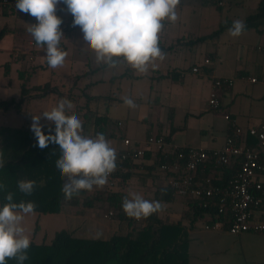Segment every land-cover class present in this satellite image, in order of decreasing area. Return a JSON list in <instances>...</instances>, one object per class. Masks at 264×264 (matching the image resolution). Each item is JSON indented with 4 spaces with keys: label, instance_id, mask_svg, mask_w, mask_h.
Returning a JSON list of instances; mask_svg holds the SVG:
<instances>
[{
    "label": "crops",
    "instance_id": "0c3cea01",
    "mask_svg": "<svg viewBox=\"0 0 264 264\" xmlns=\"http://www.w3.org/2000/svg\"><path fill=\"white\" fill-rule=\"evenodd\" d=\"M258 1L222 0L217 2L218 8L211 1L205 3L202 0H181L177 8L179 19L175 23L165 21L159 34V46L165 58L155 61V69L151 67L149 85L144 84L146 102L140 104L139 113L133 116L121 96V81L133 75V68L122 58L117 59L115 66H110L114 71L108 77L88 81L81 88L83 78H89V75L109 66L101 63L88 68L86 63L80 62V72H74L71 64L68 67L64 65L62 68H49L44 50L36 46L26 31L27 24L37 22L35 18L16 8L0 7V100L18 99L22 82L20 73L28 77L29 87L49 82L54 88L53 92L45 96L30 99L20 110H0V125L30 129L32 115L50 110L62 98L60 87L58 88L63 85L60 83L62 79L68 88L61 92L70 89L77 94L88 93L89 87L107 82L110 84L108 94H88L111 95L117 99L106 112L109 121L103 133L116 152L122 150L123 138L135 142L142 141L151 134L163 135L170 145L177 147L219 148L231 131L230 122L224 118V113H228L234 124L244 130L264 120V31L259 33L253 28L246 29L242 35L234 38L229 35V28H225L212 39L196 43L190 41L212 33L226 21H244L247 15L256 11ZM56 14L63 21L60 26L64 35L61 47L67 51L79 44L83 52H88L80 28L68 27L73 17L67 12L66 5H57ZM205 58L210 60L208 64L204 63ZM195 65H200L201 73L191 71ZM216 77L231 80L221 89L219 111L210 109L207 103L212 80ZM250 77H256L257 81L251 82ZM135 94L138 98L139 95ZM118 104H123L125 108L121 119H113L109 111ZM94 106L99 113L105 111L102 101ZM141 106L144 108H140ZM178 109H181L180 116L176 114ZM9 111L15 113L9 114V119H16V124L6 123ZM40 122L42 130L53 123L43 118ZM120 126L123 127L121 142L116 143V127ZM261 153L264 156V148ZM153 166L152 155L132 162L130 175L123 181V189L118 188L116 191H123L125 196L136 192L145 199L160 201L156 196L161 195L156 192L167 184L168 176ZM65 181L66 177L63 178V183ZM160 202L162 210L158 215L169 221L178 220L186 208L185 198L178 196ZM98 210L95 206L82 213L79 208L71 207L51 215H60L67 224H71L68 229H76L88 237H97L89 235L96 233L108 238L122 228L117 220H103ZM87 211H90V217L87 216ZM30 215L35 217L31 236L28 234L31 240L40 228L37 223L44 214L34 211ZM184 224L188 226L187 221ZM187 234L188 264H264V232L230 234L226 230L206 229L202 221H196L187 227Z\"/></svg>",
    "mask_w": 264,
    "mask_h": 264
},
{
    "label": "trees",
    "instance_id": "16d2710c",
    "mask_svg": "<svg viewBox=\"0 0 264 264\" xmlns=\"http://www.w3.org/2000/svg\"><path fill=\"white\" fill-rule=\"evenodd\" d=\"M211 1L219 8L218 1ZM14 9V8H10ZM246 29H255L259 33L264 31V0H259L256 11L247 15L243 21ZM231 21L221 23L212 33L197 37L190 43L206 41L216 37L223 29L230 28ZM20 94L18 99L0 100V110H20L21 106L35 97H42L54 91L49 82L42 85L29 87L28 77L19 74ZM60 97L72 102L69 114L75 113L82 121L83 134L95 136L104 133L109 118L106 114L109 106L117 99L111 95L94 96L88 93L76 94L70 89L60 92ZM102 101L105 111L99 113L95 104ZM55 125L42 130L45 134H54ZM92 129V130H91ZM93 131V134L91 133ZM248 145H254L255 139L248 137ZM0 159L4 165L0 167V183L7 186V191L13 193L14 202L32 201L36 204L35 212L53 214L66 211L71 207L85 209L97 206L99 211L112 212L111 219L117 220L122 228L114 232L110 237H88L80 234L76 229H60L54 233L51 239L37 242L31 239L28 249V259L24 264H188L187 227L196 221L212 222L220 218L216 211L201 208L193 198H185L186 208L176 221H169L158 213L148 218L139 219L128 217L122 208V200L125 193L121 190L104 188L94 194L81 191L78 197L66 201L61 191L63 178L56 168V160L60 156L57 144L50 143L48 147L40 149L36 146V137L30 129L11 128L0 125ZM260 160L264 162V156L260 152ZM153 157V165L159 169L163 161L161 154L154 149L147 150L145 157ZM131 162L121 160L120 151L117 152L116 169L109 175L111 178H120L125 181L129 175ZM153 166V167H154ZM125 167V171H121ZM237 165L219 166L215 169L201 170L196 172V178L208 180L210 185H224L233 178ZM161 171V170H160ZM164 173V172H163ZM168 176L170 173H164ZM20 180L36 181V188L30 196L19 192L17 182ZM156 193L160 201L173 199L172 189L166 184ZM5 192L0 190V206L6 203ZM98 211V213H99ZM187 221L188 226L184 224ZM126 227V230H125ZM6 264H17L16 260L9 259Z\"/></svg>",
    "mask_w": 264,
    "mask_h": 264
},
{
    "label": "clouds",
    "instance_id": "9594fccd",
    "mask_svg": "<svg viewBox=\"0 0 264 264\" xmlns=\"http://www.w3.org/2000/svg\"><path fill=\"white\" fill-rule=\"evenodd\" d=\"M181 0H16V9L37 21L27 24L37 47L45 53L47 66L62 68L68 53L61 47L64 39L61 30L62 18L57 13V5L63 3L73 17L72 25L78 26L83 34L86 47L95 55V61L115 66L121 59L140 74H147L149 65L153 69L155 61L163 60L165 54L159 46V34L164 22L175 23L179 17L177 8ZM246 28L242 20H234L228 33L239 37ZM124 104L135 108L130 97H123ZM72 102L61 98L50 110L32 115L30 130L36 137L40 149L50 143L57 144L60 156L56 168L66 181L61 189L66 201L78 197L81 191L101 188L116 169L117 152L103 133L94 137L83 134L81 119L69 114ZM53 122L54 134L42 131L41 119ZM2 156V153H0ZM4 162L0 159V167ZM37 184L34 180L17 182L19 192L30 196ZM5 192L6 203L0 206V264L14 259L24 264L28 259L31 240L22 225L25 216L34 214L36 204L32 201L14 202L13 193L0 183ZM122 208L130 218L146 219L162 210L160 201L148 200L139 193L130 192L122 200ZM99 235V234H97Z\"/></svg>",
    "mask_w": 264,
    "mask_h": 264
},
{
    "label": "built area",
    "instance_id": "2783aa9c",
    "mask_svg": "<svg viewBox=\"0 0 264 264\" xmlns=\"http://www.w3.org/2000/svg\"><path fill=\"white\" fill-rule=\"evenodd\" d=\"M0 7L16 8V0H0ZM68 27L74 28L72 22ZM209 62L208 58L204 59V63ZM191 71L201 73L200 65L192 66ZM249 80L255 82L257 78L250 77ZM230 81L228 78L217 77L212 80L207 99L210 109L220 110L221 89ZM224 118L230 122L231 131L219 148L177 147L170 145L163 135L151 134L142 141L132 142L123 138L120 158L132 163L144 158L147 150L154 149L163 158L159 169L170 173L167 184L170 185L173 196L193 198L199 207L212 209L220 216L217 220L205 222L204 228L226 230L231 234L263 233L264 162L260 160V152L264 148V120L244 130L234 124L228 113H224ZM247 137H253L255 144L248 145ZM234 164L237 165L235 174L224 185H210L205 183L208 180L196 178L199 168L207 170ZM125 170V167H121V171ZM108 179L112 185L113 179ZM111 214L109 211L108 216Z\"/></svg>",
    "mask_w": 264,
    "mask_h": 264
},
{
    "label": "rangeland",
    "instance_id": "374dc122",
    "mask_svg": "<svg viewBox=\"0 0 264 264\" xmlns=\"http://www.w3.org/2000/svg\"><path fill=\"white\" fill-rule=\"evenodd\" d=\"M69 50L66 51L68 53L67 58H66L67 64H64V65H65V67H68L71 64L74 72H80V70H78V69H80V62L86 63V66H88V68H92L96 65L98 66V64L95 61V55L91 50H88V52H87V50L85 52H83L81 45H79V44L74 45V48H69ZM113 71H114V69L111 68L110 66L107 69L99 70L98 72L94 73L93 75H89V78L88 77L83 78L81 80L80 87L82 88L88 81H91V80L102 79V78L105 79ZM151 71L152 70H151L150 65H149V71L147 74H140V73L136 72V70L133 69V71H132L133 75H129L128 77H125L121 81V87L123 89L121 96L122 97H130L131 99L134 100V102L136 104L135 108H130V115H132V116L139 113L140 104H144V102H146L147 98H146V93L144 90V84L149 85V82H150L149 81L150 80L149 75L152 73ZM66 81H67V79H66ZM60 83H63V85L61 84L60 86H58V88L60 87V92L68 88L67 84L65 83V80L62 79L60 81ZM70 86H72V84ZM109 90H110V84L109 83L99 82L96 86L89 87L87 92L88 93H98L99 92L101 94H108ZM129 91H131V92L129 93ZM135 93H137V95H139L138 98H136ZM76 94H77V92H76ZM124 108H125V106L123 104H121V105L118 104V105H115V107L111 108L109 113L113 119L114 118H120L121 119L120 116L123 113ZM140 108H144V107L141 106ZM11 112L12 111H9V113L6 117V123H8L9 125L16 124V119H15V121L9 119L11 116L9 114H15V113H13V112L11 113ZM180 113H181V109H178L176 114L179 115ZM14 116H16V115H14ZM179 116H177L178 119H179ZM122 119H123V117H122ZM122 133H123V127L122 126L116 127L117 136H116V138H114V141L116 143L121 142V134ZM190 133L191 132H188V134H190ZM128 135H131V134L128 133ZM190 136L193 137L192 135H190ZM112 179H113L112 185H110V183H109L110 180L108 179L107 184L104 185L103 187H101L100 190H102L106 187L109 189H112V190H117L118 188L123 189L124 182L121 181L120 178H112ZM95 188L96 187H94L92 191H90V192L88 191V192L90 194H94V192H96ZM99 213H100L101 218H103V220L109 221V219L111 218V215L108 216L107 212L99 211ZM105 214H107V216H105ZM90 215H91L90 211H87V216L90 217ZM86 221L87 220H85V222ZM34 223H35V217H33L32 215L25 216V219L23 220L22 225L25 228L26 235L30 234L31 227L35 225ZM37 224H38V226H40V228L38 229V231L36 232V235L34 237V240L37 242H40V241L48 242L56 231H58L60 229H64V228H69L71 226V224H67L65 222V220L63 219V217H61L60 215H51V214H44V216L38 220ZM89 235L98 236L96 233H89ZM29 236H31V234ZM99 236H101V234H99Z\"/></svg>",
    "mask_w": 264,
    "mask_h": 264
}]
</instances>
